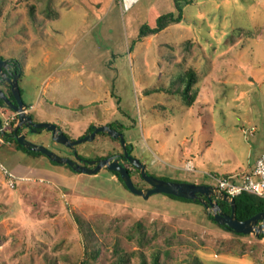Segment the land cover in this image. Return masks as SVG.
Returning <instances> with one entry per match:
<instances>
[{
  "label": "rangeland",
  "instance_id": "obj_1",
  "mask_svg": "<svg viewBox=\"0 0 264 264\" xmlns=\"http://www.w3.org/2000/svg\"><path fill=\"white\" fill-rule=\"evenodd\" d=\"M176 1L0 0V58L20 65L35 123L71 141L112 125L150 176L215 187L251 173L264 152V0H180L181 23L137 40ZM188 86L191 100L180 94ZM12 113L0 105V121ZM24 133L72 160L121 152L101 133L74 153L48 132ZM0 165L18 179L11 189L0 170V264H114L121 254L129 264H264V237L228 232L196 203L143 199L107 170L74 174L7 139ZM131 181L148 188L134 172Z\"/></svg>",
  "mask_w": 264,
  "mask_h": 264
},
{
  "label": "water",
  "instance_id": "obj_2",
  "mask_svg": "<svg viewBox=\"0 0 264 264\" xmlns=\"http://www.w3.org/2000/svg\"><path fill=\"white\" fill-rule=\"evenodd\" d=\"M8 66L9 64L7 61L0 59V72L3 68ZM19 77L20 76L18 74L12 73L9 75V78L4 79L10 87L13 102L5 96L1 89L0 101H2L4 105L17 116V123L12 130V134L15 142L22 148L45 156L51 163L68 166L73 172L78 174L94 176L101 170L117 173L126 190L136 196L142 197L143 199H147L149 196L154 194H162L189 201H197L202 207H204V209L207 210L216 225L224 227L233 234L243 236L253 235L256 238H259V236L262 235L264 237V213H259L247 220L240 221L235 216L234 199H231L227 195L219 192L216 188L209 185L169 182L150 176L146 172L145 166L126 150V143L123 135L107 125L95 128L91 133L81 139L71 141L63 135L56 125L48 123H35L27 111V106L21 99L18 87ZM23 130H28L29 133L32 134L38 133V131L48 132L51 134L52 141L70 149L73 153L74 148L77 145L93 141L97 134L102 133L108 135L113 140L119 141L123 150V159L139 172L141 179L147 186H149V189H137L131 181L128 170L120 164L117 158L87 161L82 160L76 154H73L75 160L60 157L48 150L46 147L35 145L28 141L23 134ZM216 202H222L229 205L230 214L226 215L223 213Z\"/></svg>",
  "mask_w": 264,
  "mask_h": 264
},
{
  "label": "trees",
  "instance_id": "obj_3",
  "mask_svg": "<svg viewBox=\"0 0 264 264\" xmlns=\"http://www.w3.org/2000/svg\"><path fill=\"white\" fill-rule=\"evenodd\" d=\"M179 1L180 0H177L174 4L175 13L170 12V13H166V14H163V15L157 17L155 22H154L153 27H150L148 25H142L138 30L137 40H141V39L146 38V37L154 36V35L160 33L161 31H163L164 29H166L167 27H169L171 25H176V24L181 23L183 20V10H182V7H180V5H179ZM192 2H193V0H184V3L187 5L191 4ZM8 62L11 65L12 69H14V71H15L14 73L21 76V67L18 64V62L14 61V60H8ZM186 80L188 81V83H187L188 85L193 82V74L191 71L187 74ZM188 88H189V86L187 88H185L184 90H182L180 92V94H182L183 97L186 98L187 100H191V98L188 97ZM9 99H10V101H13V98L11 95H10ZM0 105H3V102L0 101ZM110 126L112 127V125H110ZM39 132L40 131H38V133ZM5 137L8 140V142H13L20 151H22L23 153H25L27 155H32V156H40L41 155L39 153L27 151L26 149L19 146L15 142L12 132L10 134H6ZM52 164H54V163H52ZM54 165H57V164H54ZM64 167L67 168L71 173L78 174V173L73 172L68 166H64ZM110 173L113 176H115L120 183H122V181H121V179L117 173H113V172H110ZM167 197L174 199V200L181 201V202L196 203V204L200 205L197 201H189V200H185V199L175 198L173 196H167ZM234 203H235V216L240 221L247 220L256 214L264 213V202L255 196H252L249 194H241V195L234 198ZM217 204L219 205L222 212H224L226 215L230 214V206L229 205H227L226 203H222V202H217ZM207 217L209 220L213 221L212 217L210 215H207ZM219 227L230 232L229 230L225 229L224 227H221V226H219ZM235 235H238V234H235ZM238 236H242V235H238ZM262 237L263 236L260 235L259 239ZM114 264H129V256L126 254H121L116 259ZM140 264H147V262L145 261V259L143 257H141ZM151 264H160L158 256L153 257ZM192 264H199V263L197 260H193Z\"/></svg>",
  "mask_w": 264,
  "mask_h": 264
},
{
  "label": "built area",
  "instance_id": "obj_4",
  "mask_svg": "<svg viewBox=\"0 0 264 264\" xmlns=\"http://www.w3.org/2000/svg\"><path fill=\"white\" fill-rule=\"evenodd\" d=\"M31 109V108H30ZM29 112V109L27 108ZM13 120H17L15 113L0 121V146L5 142L6 130ZM0 170L7 179L9 187L12 189L18 179L0 165ZM216 188L219 192L234 199L241 194H249L261 199L264 202V152L255 161L252 172L230 177H219L216 179Z\"/></svg>",
  "mask_w": 264,
  "mask_h": 264
},
{
  "label": "flooded vegetation",
  "instance_id": "obj_5",
  "mask_svg": "<svg viewBox=\"0 0 264 264\" xmlns=\"http://www.w3.org/2000/svg\"><path fill=\"white\" fill-rule=\"evenodd\" d=\"M1 59V58H0ZM1 60H3V59H1ZM3 61H7L8 62V60H3ZM8 64H9V62H8ZM15 71H14V69H12V67H11V65L9 64V66L8 67H6V68H3L2 70H1V72H0V89L3 91V93L5 94V96H7V98L9 99L10 98V95H11V93H10V87H9V85L4 81V79L5 78H9V75L10 74H12V73H14ZM12 96V95H11ZM10 100V99H9ZM11 102H13V101H11ZM107 126H109V127H111L110 125H107ZM112 128V127H111ZM95 128H93L92 130H91V132L94 130ZM113 129V128H112ZM116 130V129H115ZM23 131H26V133H28L29 131L28 130H23ZM41 132V131H40ZM39 132V133H40ZM90 132V133H91ZM118 132V131H117ZM102 134V133H101ZM98 135V134H97ZM105 135V134H104ZM24 136H26V134H24ZM108 136V135H107ZM109 137V136H108ZM110 138V137H109ZM110 139H112V138H110ZM113 140V139H112ZM114 141H116L118 144H119V141L118 140H114ZM120 145V144H119ZM120 148H121V146H120ZM126 150L127 151H129V153L131 154V150H130V146L129 145H127L126 144ZM72 152V151H71ZM106 158H117L118 160H119V162H120V164L122 165V166H124L127 170H128V172H129V175H130V177L132 178V173L134 172V173H136V175L140 178V180H142L141 179V177H140V175H139V172L135 169V168H133L126 160H124L123 159V150H122V148H121V152L120 153H116V154H113V155H111V156H109V157H106ZM105 159V158H104ZM143 181V180H142ZM147 189H149V186H148V188ZM217 203V202H216ZM224 213V212H223Z\"/></svg>",
  "mask_w": 264,
  "mask_h": 264
},
{
  "label": "crops",
  "instance_id": "obj_6",
  "mask_svg": "<svg viewBox=\"0 0 264 264\" xmlns=\"http://www.w3.org/2000/svg\"><path fill=\"white\" fill-rule=\"evenodd\" d=\"M21 74H22V70H21ZM20 77H21V76H20ZM20 77H19V78H20ZM31 109H32V107H31ZM24 134H25V133H24ZM28 141H29V140H28Z\"/></svg>",
  "mask_w": 264,
  "mask_h": 264
},
{
  "label": "bare ground",
  "instance_id": "obj_7",
  "mask_svg": "<svg viewBox=\"0 0 264 264\" xmlns=\"http://www.w3.org/2000/svg\"><path fill=\"white\" fill-rule=\"evenodd\" d=\"M130 4H131V3H130ZM129 7H130V6H129ZM129 7H128V8H129ZM128 10H129V9H128Z\"/></svg>",
  "mask_w": 264,
  "mask_h": 264
}]
</instances>
